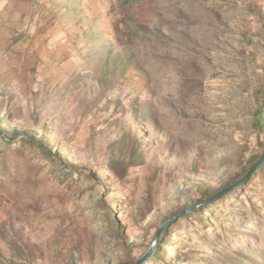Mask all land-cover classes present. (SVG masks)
I'll return each mask as SVG.
<instances>
[{"label": "rangeland", "instance_id": "obj_1", "mask_svg": "<svg viewBox=\"0 0 264 264\" xmlns=\"http://www.w3.org/2000/svg\"><path fill=\"white\" fill-rule=\"evenodd\" d=\"M264 0H0V264H264Z\"/></svg>", "mask_w": 264, "mask_h": 264}, {"label": "water", "instance_id": "obj_2", "mask_svg": "<svg viewBox=\"0 0 264 264\" xmlns=\"http://www.w3.org/2000/svg\"><path fill=\"white\" fill-rule=\"evenodd\" d=\"M263 120H264V107H263ZM264 164V150H263V153L261 154V156L259 157V159L255 162V164L250 168V170L240 179L238 180L236 183H234L232 186L224 189L223 191H221L218 195L220 194H224V193H229L231 192L232 190H234L235 188L239 187L240 185H242L243 183H245L254 173H256L261 167L262 165ZM207 201H204L198 205H195V207L191 208V209H186L184 210L182 213L172 217L170 220L166 221L157 231L152 243H151V246L148 250V252L142 256L135 264H143L145 263L147 260L150 259V257L153 255L154 251H155V248L159 242V238H160V235L162 234V232L164 230H166L174 221H176L178 219V217L188 213L190 210L194 209V208H197L203 204H205Z\"/></svg>", "mask_w": 264, "mask_h": 264}]
</instances>
